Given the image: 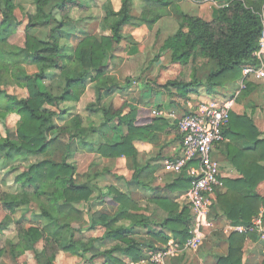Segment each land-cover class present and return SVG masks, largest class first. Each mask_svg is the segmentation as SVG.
Returning a JSON list of instances; mask_svg holds the SVG:
<instances>
[{
  "label": "trees",
  "instance_id": "trees-1",
  "mask_svg": "<svg viewBox=\"0 0 264 264\" xmlns=\"http://www.w3.org/2000/svg\"><path fill=\"white\" fill-rule=\"evenodd\" d=\"M33 1L36 13L25 14L18 21L14 0H0V42L6 43L5 46L10 48H5V53L0 54V59L9 57V63L0 65V167L4 162H24L33 156L44 158L28 166L22 164L16 168L11 167L12 172H19L11 182L20 185L22 193H0V206L7 213L0 222V233L17 234L18 241L10 250L15 264H62L61 258L65 254L82 257L93 252L96 255L97 248L94 244L99 240L77 239V233H82V230L73 227L71 221L76 219L73 214L76 213L78 205L95 198L100 201L109 198L112 203L121 205V209L115 216L91 212L88 215V230L104 227L106 234L103 239L109 238L126 245L124 253L138 261L142 258V245L132 238L133 228H148L151 224L147 218L129 212L138 211V208L117 188H101L94 185L91 179L78 181L79 174L68 163V156L78 145L88 148L89 151L94 148L87 142L90 132H85L80 126V116L71 118L68 120L70 122L65 121L64 117L69 115V111L63 105L79 102L85 94L86 85L104 77L113 52L121 42L122 28L136 21L156 23L166 13L167 0H141L147 4L141 20L131 14L134 0H122L123 5L119 12H115L110 3H107L104 6L107 18L103 22L100 38L89 36L79 40L72 56L63 53L60 42L68 38L66 28L72 22V11L84 9L86 5L82 0ZM210 1L218 4L213 9L210 20L180 12L179 29L168 38L162 48L163 51L172 53L169 66L173 69L177 65H193L192 77L188 81L175 78L161 84L159 76L156 78L158 86L168 91L176 88L181 96L191 94L200 86H205L206 91L211 93L218 87L240 81L243 67L257 63L254 54L259 49L263 30L264 0ZM38 26L51 27L47 41H39L27 33ZM18 32L26 33L23 48L10 43L11 37ZM200 58L207 60L206 66H210L205 83L197 77L196 64ZM26 66L35 67V72L27 73ZM164 69L161 68V71ZM50 71L59 72L60 77L51 80V84L45 87ZM9 74L12 75L15 86L27 89L28 98L20 99L8 92L9 83L5 78ZM109 90L111 93V88ZM101 111L105 116L104 126L119 117L120 124L128 132L120 143L98 147L97 153L105 158L119 160L123 156H132L133 141H151L158 132H163L169 126L164 119L158 118L151 125L139 126L136 111L125 116H122L123 111L115 116H111L106 108ZM63 118L66 123L57 125L56 120ZM236 120L247 124L249 132L256 134L253 123L247 117ZM14 125L17 127L15 133L11 132ZM227 132L225 129V136ZM254 136L252 140L256 148L251 156L243 154L240 158L236 153L229 156L240 177L224 179L226 191L217 193V203L222 213L235 225L250 224L260 210L259 205L264 203V198L253 192L264 182V166L260 165L264 161V141H259L256 139L257 135ZM246 137L251 139L246 132L239 138ZM58 152L62 155L60 161L54 159ZM248 162L243 169L242 164ZM99 176L96 173L93 180ZM178 177L173 187L189 189L191 180L186 172ZM245 191L251 194L242 195ZM95 192L98 193L97 197H94ZM33 205L40 211L39 218L45 220L44 225L40 220V225L30 224L25 227V224L13 219L18 208ZM157 205L169 213L168 218L160 223V227L172 230L174 239L184 244L190 237L191 216L188 208L185 207L180 212L178 204L163 198ZM61 206L68 209V214L60 210ZM125 222L129 223L128 227H125ZM255 234L251 233L254 241ZM152 236L165 245L171 238L163 232H152ZM247 236L231 234L229 255L221 258L219 264H244L242 260ZM116 249H119V245L108 254L112 255ZM153 251L160 250L154 247ZM261 264H264V258Z\"/></svg>",
  "mask_w": 264,
  "mask_h": 264
},
{
  "label": "crops",
  "instance_id": "crops-1",
  "mask_svg": "<svg viewBox=\"0 0 264 264\" xmlns=\"http://www.w3.org/2000/svg\"><path fill=\"white\" fill-rule=\"evenodd\" d=\"M90 1L92 0H82V3L86 5L85 9L88 8ZM100 1L103 3L101 6L103 10L107 3H110L115 12H119L123 5L122 0H99V2ZM137 3L141 5V11L139 14L134 13ZM132 5L133 12L131 14L141 20L147 4L141 0H134ZM209 5H211V8L212 6L213 8L218 7L217 3L210 0H167V8H165L166 13L156 23L149 24L145 22L142 23L141 21L138 23L136 21V23L132 25L124 26L121 32V42L113 52L112 59L104 77L97 82L90 81L86 85L85 94L79 102H69L63 105V108L69 111V115H67L68 117H78L75 113H71L73 108L76 107L74 105L80 104L86 99L88 89L94 87V91L91 95L92 99L89 103L90 106L87 108V111L93 113L95 118L94 120L89 121L87 125H85L86 122L84 118L80 117L79 120L81 128L84 129L85 132H90L87 142L93 146L94 149L89 151L88 148H82L78 145V147H76L68 156L67 161L76 168L78 174L79 166H84L86 171L84 174H79V178H86V181L91 179L94 185L101 188L104 187V189L112 186L117 188L138 208V211L129 212L133 215H140L147 218L151 225L148 228L140 226L133 228L134 235L132 238H134L140 246L142 245V258L135 261L132 257L127 256L124 253L126 245L120 244L118 241H113L109 238L103 239L106 234L104 227H99L98 230H88L90 225L88 215L91 212H97L107 216H115L121 209V205L112 203L109 198H106L104 201L96 200L95 198L89 202L78 205L77 210L75 209L76 213L73 214L76 219L71 221L73 227L82 230V233H77L76 238H84L86 241L91 238L98 239L99 241L94 244L97 248V250L95 249L96 255H94L93 252H88L82 257L65 254L61 258L62 264H148L147 262H144V260L149 254L155 253L153 248L155 247L161 250L165 245L154 239L152 232H163L171 237L170 240L176 241L172 230L160 227V223L168 218L169 213L165 209L160 208L157 205V202L162 198L174 201L179 205L180 212L187 207L191 216L190 220L192 221L193 213L185 201V195L190 188L182 190L173 187L179 177L176 174L165 172L164 164L168 159H172L180 153L181 136L178 129L179 119L185 114L197 109L200 103L212 99H222L233 103L231 110L232 121L229 122L226 128L228 132L227 136H225V142L217 146L213 154L214 158L221 165L224 179L240 177V173L232 165L229 159L230 155L233 156V154L236 153L240 158L243 154L251 156L256 148L254 141L252 140L254 135H257V140L264 141V80L253 79L247 83L246 88L243 90L240 86L241 80L234 83H228L223 87H218L211 93L206 91L205 86H200L195 88L193 92L187 96H181L176 88H171L168 91L160 85L158 86L156 80L152 83L147 80L142 81L143 85L141 90L139 88L137 93L132 94H129L132 90V85L128 83V80L123 84L119 83L122 79L119 74H116L119 72H117L116 69L121 67V63L123 62L124 64L125 60L135 59L136 57L143 55L146 50V41L149 40L151 34L154 33L153 31L157 29L155 37L158 38L161 35L159 30L161 29L160 24L172 19L175 21L173 24V31L165 36V40L159 49L163 54L166 53L169 56L168 61L171 62L172 53L169 51H163L162 48L168 38L173 36L179 29L180 18L178 14L183 12L190 16L199 17L203 13L204 7H208ZM188 10H191L195 14L192 15L188 13ZM35 13L31 14L34 15ZM22 18L20 20H22ZM106 18L107 14L100 24L99 31L92 33L87 32L85 29L92 30L93 28H90L92 27L93 22L80 25V23L72 20L71 17L72 22L66 28V33L69 38L76 37L74 31L76 25L79 34H83L82 38L89 36L100 38L102 25ZM17 20L20 21L19 19ZM32 30H34L33 34ZM38 30H42V33L45 31L47 36L43 33V36L39 38L36 35ZM50 31L51 27L38 26L34 29L28 30L27 33L31 36L35 35L37 40L45 42L48 40ZM86 33L89 34L87 35ZM23 47L24 45H22L21 48ZM113 61H115V63H113ZM156 64L157 63L152 62L151 70L155 68L156 73H159L164 66V63ZM107 80H109V82H107ZM199 80L205 82L202 79ZM112 85H115V87ZM109 88H111V93H109ZM104 108L111 113V116H115L120 111H123L122 116H125L128 113L133 114L136 111V121H138L139 126L151 125L155 118L164 119L169 126L163 132H158L151 141H133L134 154L132 156H123L122 159L119 160L105 158L97 153L98 147L106 144L120 143L124 137L127 136L128 132L127 128L120 124L119 117H115L113 121L104 126L105 116L101 111V109ZM156 111H164L168 114H173V118L168 116L158 117ZM243 117H247L253 123L257 131L256 134L255 132H249L250 128L247 124L241 120H236V118ZM244 132L249 133L251 139L247 137L245 139H240V135L244 134ZM248 161L250 162V158ZM104 162H107V167H104L101 170L96 169V171L92 173L95 168L102 166ZM249 162L243 163L241 167L244 169ZM260 165L264 166V161H262ZM138 172L139 175L137 174ZM96 173L100 176L96 180H93ZM107 176L110 179L106 180ZM102 181L105 183L102 184ZM225 191L226 187L222 193ZM253 192L261 198H264V182ZM250 194L251 193L248 191H245L242 195L247 196ZM97 196L98 193L95 192L94 197ZM263 205L264 203H261L259 209ZM68 212V209H66L63 213L68 214ZM211 214L216 225V230H209L206 232L207 239L205 244L198 250H187L179 256L170 259L169 264H219L221 258L229 255L231 246L229 240L230 235L225 234L223 229L232 223L222 213L217 203V194L213 198ZM124 225L125 227H128L129 223L125 222ZM252 235L250 234L246 237L242 261L244 264H261L264 258V240L255 234L256 239L254 241L251 237ZM0 239L2 242L0 250L5 252L2 257L3 263L5 262L4 258L7 256L9 257V260L6 262L14 264L12 261L13 259L11 260L10 258L11 254L9 255V252L12 245L16 244L18 241L17 234L2 235L0 233ZM118 245L119 249H116L112 255H109L108 252L116 248Z\"/></svg>",
  "mask_w": 264,
  "mask_h": 264
},
{
  "label": "built area",
  "instance_id": "built-area-1",
  "mask_svg": "<svg viewBox=\"0 0 264 264\" xmlns=\"http://www.w3.org/2000/svg\"><path fill=\"white\" fill-rule=\"evenodd\" d=\"M256 64L243 67L241 89L249 81L264 80V15L263 30L259 49L254 54ZM233 103L222 99H212L199 104L197 109L179 119L178 129L181 136L180 153L168 159L164 171L181 175L186 172L191 186L185 195L193 218L189 226V239L181 244L170 240L155 253L149 254L144 262L148 264H169V260L185 251L198 250L205 244L206 232L216 230L212 219L213 198L225 189V182L220 163L214 158V151L225 142V129L230 122ZM158 117H172L164 111H156ZM225 234L250 235L256 233L264 240V205L248 225L230 224L223 229Z\"/></svg>",
  "mask_w": 264,
  "mask_h": 264
},
{
  "label": "rangeland",
  "instance_id": "rangeland-1",
  "mask_svg": "<svg viewBox=\"0 0 264 264\" xmlns=\"http://www.w3.org/2000/svg\"><path fill=\"white\" fill-rule=\"evenodd\" d=\"M14 2H15V5H17V11H16L17 19L20 20L22 16H24L25 14L35 13L36 7H35V3L33 0H14ZM102 4L103 3H101V1L99 2V0L90 1L88 8L77 9V10L72 11L71 13L72 20H74L77 23H80V25L93 22L92 27L90 28V29L92 28L93 29L92 30L85 29V30H87V32H92V33L98 32L100 29L99 28L100 24L106 16V11H104L101 7ZM214 8L213 6L211 8V5H209L208 7H204L203 13L199 17H202L205 20H210L212 17ZM140 11H141V5L137 3L134 13L139 14ZM188 13L192 15L195 14L191 10H188ZM174 23L175 21L171 19V20L164 21L162 24H160L161 29L159 30H160L161 35L158 38H156L155 34L157 32L156 31L157 29L153 31L154 33L152 32L153 34H151V36L149 37V40L146 41V44H145L146 50L144 51V54L141 55L140 57H136L135 59L125 60L124 64L122 62L121 63L122 66L116 69L117 72L119 71L116 74H119L122 79L120 80L121 82H119L120 84H123L126 80H128V83H129V81L131 80L130 84L132 85V90L130 91L131 93L129 92V94L137 93V91H139V88L141 90L142 85H143L142 81L144 80H147L152 83L154 80H156V78L161 76L159 83L164 84L170 79L176 78L177 80L179 79V80L188 81L192 77L193 68H194L193 65H187L183 67L177 65V67L173 69L172 67L169 66L171 63L168 61L169 56L166 53L163 54L162 51L159 50L165 40V36H167V34L172 33ZM75 28L76 29L74 31H75L76 37H73V38L68 37L66 40L63 39L60 42L61 47H63V50H62L63 53L69 56L74 55V51L76 50V47L79 44L78 41L83 40L82 38L83 34L82 33L79 34V30L77 29L76 25H75ZM33 31L34 30H32V34H33ZM41 31L42 30H38L36 32V35L39 38L43 36V33L47 36V33H45V31L43 33ZM86 34L88 35L89 33H86ZM32 36L35 37V35H32ZM10 43L14 46L22 47V45L25 44V33L24 32L16 33L10 39ZM5 45L6 43L0 42V54L1 55L5 53V48L10 49L9 46H5ZM152 62H155L157 64L164 63V66L162 68H165V69L163 71L160 70L159 73L158 72L156 73L155 68L151 70ZM207 62H208L207 60L202 59V58L197 60L196 67L198 68L197 70L198 79H202L205 81L206 77L208 76L209 71H210V66H206V64H208ZM7 63H9V57L5 56V59H0V65H3V64L6 65ZM113 63H115V61H113ZM35 70L36 68L33 66L31 67L26 66V71L29 74H33ZM49 74H50V78H49V81L46 83L45 87H48L51 84V80H54L56 77H58L59 79L60 77L59 72L57 71H53V72L50 71ZM7 80L9 83V88H7V90L10 94H14L20 99H24L28 97L27 90L18 88V86H15V84L13 83L14 79L12 78L11 74L6 76L5 81ZM107 82H109V80H107ZM93 91H94V87H90L88 89V95L86 99H84L80 104H75L74 106L76 107H74L71 112L72 114L75 113L77 116L84 118L86 122L85 125H87L89 121L94 120L95 118V115L93 113L87 111V108L90 106L89 103L92 99L91 95ZM129 99H130V95H129ZM70 119H71L70 117L68 118L66 117L65 121H68ZM65 121L56 120V124L59 126H62V123L63 124L66 123ZM16 131H17V127L16 125H14L11 129V132L15 133ZM61 156H62L61 153L58 152L54 155V159L56 158V160H60ZM43 158L44 157L42 156H37V157L33 156V157L27 158L24 162L18 161L14 164H11L10 162H4L2 166L0 167V193L2 192L9 193V194L22 193V187L20 185H17L11 182L16 176V174L19 173L18 171L12 172L11 167L16 168L17 166L22 165V164L28 166L30 164L39 162ZM107 166H108L107 162H104L102 166L95 168L92 171V173H94L96 169L101 170L102 168L107 167ZM85 171L86 170L84 169V166H79V170H78L79 174H84ZM107 179H110V178L107 176L106 180ZM78 181L84 182L86 181V178L81 177L78 179ZM104 183L105 182L102 181V184ZM59 208L62 212L66 211L65 206H61ZM6 214L7 213L5 212L4 208L0 206V222H2ZM39 214H40V211L35 205L31 207L24 206V207L18 208V210L13 216V219L22 222L23 224H25V227L30 226V224L40 225V220L41 222L43 221L42 224L44 225L45 220L44 219L42 220L41 218H39L40 216ZM1 245H2V242L0 239V247ZM0 253H1L0 264H10L9 262H6L7 260H9V257L7 256L4 258L5 262L3 263L2 257H3V254H5V252L0 250ZM9 255H10V252H9ZM10 258L12 260L11 255H10ZM13 263L15 264L14 261Z\"/></svg>",
  "mask_w": 264,
  "mask_h": 264
}]
</instances>
